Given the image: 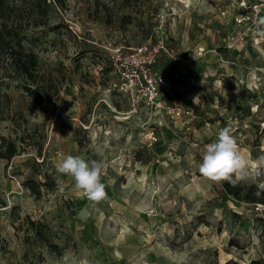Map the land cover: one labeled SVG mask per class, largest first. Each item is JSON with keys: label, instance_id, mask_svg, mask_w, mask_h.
I'll return each mask as SVG.
<instances>
[{"label": "rangeland", "instance_id": "rangeland-1", "mask_svg": "<svg viewBox=\"0 0 264 264\" xmlns=\"http://www.w3.org/2000/svg\"><path fill=\"white\" fill-rule=\"evenodd\" d=\"M236 13L232 0H66L26 32L49 96L33 103L0 64V138L17 146L0 159V264H264V209L199 172L228 127L264 181V25L239 39ZM147 40L184 61L172 101L189 116L160 119L112 90L115 51ZM68 155L101 164L105 199L57 171ZM27 180L48 184L35 197Z\"/></svg>", "mask_w": 264, "mask_h": 264}, {"label": "built area", "instance_id": "built-area-1", "mask_svg": "<svg viewBox=\"0 0 264 264\" xmlns=\"http://www.w3.org/2000/svg\"><path fill=\"white\" fill-rule=\"evenodd\" d=\"M232 1L237 10L234 23L242 31L238 33L239 39L264 25V0ZM110 63L116 79L111 83L112 90L127 96L132 106L141 103L160 119L177 120L190 115V108L174 105L172 101L175 79L182 74L178 65L182 66L184 61L168 43L147 40L123 53L117 49ZM163 64L171 66L173 75L163 74L160 67ZM255 208L260 210L264 206L256 204Z\"/></svg>", "mask_w": 264, "mask_h": 264}, {"label": "trees", "instance_id": "trees-1", "mask_svg": "<svg viewBox=\"0 0 264 264\" xmlns=\"http://www.w3.org/2000/svg\"><path fill=\"white\" fill-rule=\"evenodd\" d=\"M64 9L66 0H0V64L4 60L11 74L25 81L22 89L35 104H42L49 94L45 91L41 78L37 75V58L32 50L24 46L27 40L26 32L32 29L48 26V15L52 8ZM129 22L128 17H123ZM87 51L92 48L86 43L80 42ZM3 105H9L10 100L7 94L3 95ZM0 108L2 106L0 105ZM2 120L0 111V121ZM17 154V146L14 141L0 138V159L10 161ZM33 180H27L24 187L35 197L41 194V187L47 186ZM222 191L232 196L239 202L247 204H259L264 206V192L256 196L258 191L255 185L241 186L239 183L233 185L228 181L219 182ZM49 251L60 256L62 249L56 244H49ZM250 264H259L252 261Z\"/></svg>", "mask_w": 264, "mask_h": 264}, {"label": "clouds", "instance_id": "clouds-1", "mask_svg": "<svg viewBox=\"0 0 264 264\" xmlns=\"http://www.w3.org/2000/svg\"><path fill=\"white\" fill-rule=\"evenodd\" d=\"M195 102V101H194ZM57 171L71 176L75 187L81 190L88 200L100 202L106 198L105 185L101 183V164L87 162L79 156L68 155L57 164ZM199 172L215 182L228 181L236 185L240 181L251 179L257 181L256 196L264 192V181L259 167L253 166L249 156L237 145V141L228 127L223 128L215 142L209 143L203 153Z\"/></svg>", "mask_w": 264, "mask_h": 264}]
</instances>
